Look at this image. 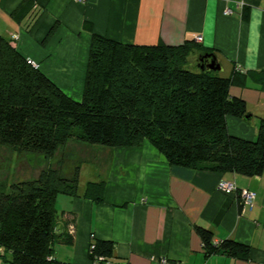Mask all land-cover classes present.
I'll use <instances>...</instances> for the list:
<instances>
[{
  "label": "crops",
  "instance_id": "obj_1",
  "mask_svg": "<svg viewBox=\"0 0 264 264\" xmlns=\"http://www.w3.org/2000/svg\"><path fill=\"white\" fill-rule=\"evenodd\" d=\"M23 1L0 0V37L74 98L83 93L93 33L146 45L190 39L197 47L189 63L199 69L200 55L213 52L220 76L233 78L231 96L246 101L250 117L228 116V131L256 138L264 118V0H34L19 21L12 13ZM106 159L97 178L82 185L80 174L77 196H58V228L65 229L69 213L77 226L73 244L55 242L57 259L92 264L90 247L102 239L115 242L113 256L105 258L109 264H264V173L248 177L172 165L149 142L114 147ZM99 181L105 182L100 195L88 194V183ZM221 181L255 191L254 207L221 191ZM196 225L210 229L215 243L250 245L249 257L208 254Z\"/></svg>",
  "mask_w": 264,
  "mask_h": 264
},
{
  "label": "trees",
  "instance_id": "obj_2",
  "mask_svg": "<svg viewBox=\"0 0 264 264\" xmlns=\"http://www.w3.org/2000/svg\"><path fill=\"white\" fill-rule=\"evenodd\" d=\"M33 5L24 0L12 16L22 21ZM196 47L190 39L146 45L93 33L83 93L74 98L1 36L0 145L55 159L71 139L107 147L149 142L172 165L262 175L264 118L253 140L228 131V116L248 115L246 101L231 96L233 78L209 67L214 59L219 64L213 52L200 55L199 69L187 66ZM58 161L35 179L0 185V259L7 264H73L55 257L54 244L74 243L77 219L69 213L60 230L56 203L60 195H78L82 166ZM104 186L89 182L87 192L100 195ZM196 231L208 254L250 255L246 243H215L210 229L196 225ZM114 250V241L97 239L90 258L111 257Z\"/></svg>",
  "mask_w": 264,
  "mask_h": 264
},
{
  "label": "rangeland",
  "instance_id": "obj_3",
  "mask_svg": "<svg viewBox=\"0 0 264 264\" xmlns=\"http://www.w3.org/2000/svg\"><path fill=\"white\" fill-rule=\"evenodd\" d=\"M187 66L196 69V66L189 62ZM217 74L220 75L221 72L217 71ZM109 150H114V147L71 139L60 148L55 157L65 166L81 164V183L84 185L88 180L97 178L101 168L106 167V154ZM56 158H49L39 153H22L0 145V185L9 188L14 182L35 179L42 169L56 165ZM6 257L10 259L11 254H7ZM0 264L7 263L1 258Z\"/></svg>",
  "mask_w": 264,
  "mask_h": 264
},
{
  "label": "built area",
  "instance_id": "obj_4",
  "mask_svg": "<svg viewBox=\"0 0 264 264\" xmlns=\"http://www.w3.org/2000/svg\"><path fill=\"white\" fill-rule=\"evenodd\" d=\"M78 1L85 2L87 0H78ZM226 13H230V10H226ZM16 38H17V35L15 34L12 35V39H16ZM195 40L197 42H202L203 37L201 35H197L195 37ZM29 62L35 66H38V64H36V62H34L31 59H29ZM219 189L223 191L224 193H228V194L237 193L241 197L242 203L244 206L253 208L255 205L257 193L253 190L246 189V188H239L235 182H231V181H221L219 183ZM92 264H109V262L105 260L103 256H99V257L92 259ZM168 264H172V263H168ZM178 264H183V263H178Z\"/></svg>",
  "mask_w": 264,
  "mask_h": 264
},
{
  "label": "water",
  "instance_id": "obj_5",
  "mask_svg": "<svg viewBox=\"0 0 264 264\" xmlns=\"http://www.w3.org/2000/svg\"><path fill=\"white\" fill-rule=\"evenodd\" d=\"M202 60H203V58H202ZM209 67L211 69H214V70H219L221 68V66L219 64L216 65V60L215 59L211 61V63L209 64ZM249 117H250V114L245 116V118H249Z\"/></svg>",
  "mask_w": 264,
  "mask_h": 264
}]
</instances>
